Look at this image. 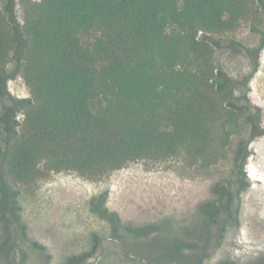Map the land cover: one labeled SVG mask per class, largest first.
Here are the masks:
<instances>
[{
	"label": "trees",
	"instance_id": "16d2710c",
	"mask_svg": "<svg viewBox=\"0 0 264 264\" xmlns=\"http://www.w3.org/2000/svg\"><path fill=\"white\" fill-rule=\"evenodd\" d=\"M19 3V34L28 42L20 69L32 104L0 153L10 183L31 185L62 172L95 179L132 162L178 156L208 169L223 159L241 111L231 103L232 83L215 84L218 69L208 38L244 23L259 32L262 0ZM15 36L0 9V69L12 59ZM247 156L236 167L239 192L247 186ZM227 192L224 209L235 195L230 187ZM93 211L107 218L104 207ZM112 224L118 228L115 215Z\"/></svg>",
	"mask_w": 264,
	"mask_h": 264
},
{
	"label": "rangeland",
	"instance_id": "374dc122",
	"mask_svg": "<svg viewBox=\"0 0 264 264\" xmlns=\"http://www.w3.org/2000/svg\"><path fill=\"white\" fill-rule=\"evenodd\" d=\"M0 9L16 34L12 59L0 69L1 153L21 130L32 96L20 69L28 42L19 34V0H0ZM258 26L264 30V21ZM208 41L218 69L215 84L232 83L231 103L241 111L223 159L208 169L190 165L184 156L142 160L95 179L52 173L17 187L8 181L0 154V247L7 243L0 264H67L80 256L75 264H264V194L254 191L262 185L254 177L264 178V169L256 167L264 152L255 148L264 146V77L258 89L250 88L263 62L264 41L259 46L250 23ZM258 130L262 134L253 137ZM246 152L247 186L239 192L236 167ZM217 185L235 191L230 209L223 200L216 207L211 202ZM96 206L108 211L107 218L94 213Z\"/></svg>",
	"mask_w": 264,
	"mask_h": 264
},
{
	"label": "bare ground",
	"instance_id": "6f19581e",
	"mask_svg": "<svg viewBox=\"0 0 264 264\" xmlns=\"http://www.w3.org/2000/svg\"><path fill=\"white\" fill-rule=\"evenodd\" d=\"M262 60V59H261ZM262 77H264V53H263V62L261 63V68H260V70H259V72H258V74L255 76V78H254V80L251 82V84H250V88H252L253 90H255V89H258V85H257V81L258 80H260ZM263 79V78H262ZM261 79V80H262ZM259 84H260V82H259ZM255 148H257V152H260V153H262V152H264V146H263V144H259V145H257ZM256 161V160H255ZM256 167L257 168H263L264 169V155L263 156H259L258 157V159H257V163H256ZM256 168V169H257ZM255 169V170H256ZM254 170V171H255ZM257 171V170H256ZM255 171V172H256ZM259 172V171H258ZM258 172H256V174H259ZM254 174V173H253ZM254 177V175L252 176V178ZM251 178V179H252ZM254 179H256L257 181H259V182H261L262 183V185L259 187H255V189H254V191H255V194L257 193V191H263V194H264V178H263V180L262 179H258V177L256 178V177H254ZM256 196V195H255ZM258 196V195H257ZM254 197V196H253ZM251 198V197H250ZM252 199V198H251ZM257 199V198H256ZM260 201H261V205H262V207H264V195H262V196H260ZM254 202V201H253ZM256 204V203H255ZM254 206V205H253ZM256 206V205H255ZM260 208V207H259ZM258 209V208H257ZM263 213H264V210H263ZM255 216V215H254Z\"/></svg>",
	"mask_w": 264,
	"mask_h": 264
},
{
	"label": "flooded vegetation",
	"instance_id": "af4514ba",
	"mask_svg": "<svg viewBox=\"0 0 264 264\" xmlns=\"http://www.w3.org/2000/svg\"><path fill=\"white\" fill-rule=\"evenodd\" d=\"M254 31L256 32V34H258L260 36V41H259V46L262 44V42L264 41V30H260L259 32L257 31V28H254ZM232 46L234 45V43H231ZM219 49H222L223 47L219 44ZM250 52V51H249ZM251 54V53H250ZM227 190H229V186H220L217 185L213 190H212V194L215 196V199L212 200L211 202H214L213 205L218 206L219 203H221V201L225 200L226 196L228 195ZM102 201V199H101ZM93 204H97L96 201ZM210 206V205H209ZM219 212V211H218ZM150 228V227H148ZM147 228V229H148ZM149 230V229H148Z\"/></svg>",
	"mask_w": 264,
	"mask_h": 264
},
{
	"label": "built area",
	"instance_id": "2783aa9c",
	"mask_svg": "<svg viewBox=\"0 0 264 264\" xmlns=\"http://www.w3.org/2000/svg\"><path fill=\"white\" fill-rule=\"evenodd\" d=\"M38 1H40V0H38ZM201 35V34H200Z\"/></svg>",
	"mask_w": 264,
	"mask_h": 264
}]
</instances>
